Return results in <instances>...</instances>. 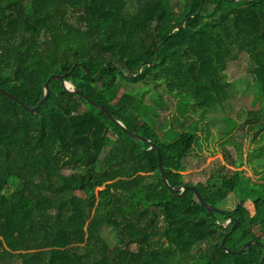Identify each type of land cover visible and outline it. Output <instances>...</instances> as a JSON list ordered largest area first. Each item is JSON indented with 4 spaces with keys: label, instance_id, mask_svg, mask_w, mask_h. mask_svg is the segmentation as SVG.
I'll use <instances>...</instances> for the list:
<instances>
[{
    "label": "trees",
    "instance_id": "16d2710c",
    "mask_svg": "<svg viewBox=\"0 0 264 264\" xmlns=\"http://www.w3.org/2000/svg\"><path fill=\"white\" fill-rule=\"evenodd\" d=\"M246 58L261 108L222 143L228 165L217 160L207 181H189L190 158L212 136L208 114L236 92L230 62ZM55 73L82 94L53 79L36 114L0 91V264L259 263L264 0H0V87L34 106ZM152 87L178 100L174 121L183 131L173 143L143 101ZM157 102L167 108L160 93ZM158 147L170 185L190 187L184 194L165 184ZM244 166L256 178L232 169ZM231 196L239 207H259L234 217ZM230 233L234 254L221 248ZM249 241L256 244L239 254Z\"/></svg>",
    "mask_w": 264,
    "mask_h": 264
},
{
    "label": "rangeland",
    "instance_id": "374dc122",
    "mask_svg": "<svg viewBox=\"0 0 264 264\" xmlns=\"http://www.w3.org/2000/svg\"><path fill=\"white\" fill-rule=\"evenodd\" d=\"M103 26L104 25H102V27ZM248 63L249 58L240 62H230L228 74L230 81L235 84L236 92L225 106L208 114L207 124L212 131V136L210 138H203L204 152H198V154L190 158L189 170L184 173L189 181H207L209 166L217 160H221L224 164L228 165L222 150V143L240 127L247 129L248 126L245 122L248 117L252 112L261 108L262 98L256 94V86L247 71ZM159 93L167 103V108L159 107L157 102L159 100ZM143 101L146 106L151 105L153 107L150 112L156 109L159 113L154 111L152 117L155 120H159L157 131L160 133L162 139L167 143L176 141L183 131V128L174 121V116L177 115L176 105L178 100L171 96L166 89L161 87L157 91L155 87H152V89L146 91ZM87 107L90 109V106L87 105ZM167 118L172 119L174 128L170 125L167 126ZM201 132L202 131H200V133ZM251 147L252 144H250V140L248 139L245 146L246 155ZM232 151L234 152L233 148ZM232 169L236 171H247L250 176L256 178L252 169L248 166H244L240 169L232 167ZM229 206V208L233 210L232 215L234 217L239 216V214L246 211V209L250 210L251 214H254L259 207L253 203L247 204V207H239V202L236 201L234 196L230 197ZM114 232L115 229L111 227L105 230V235L112 246L117 244V238Z\"/></svg>",
    "mask_w": 264,
    "mask_h": 264
},
{
    "label": "water",
    "instance_id": "95a60500",
    "mask_svg": "<svg viewBox=\"0 0 264 264\" xmlns=\"http://www.w3.org/2000/svg\"><path fill=\"white\" fill-rule=\"evenodd\" d=\"M173 33V31H172ZM171 33V34H172ZM66 74H60V73H55V74H52L50 75V77L47 79V81L45 82V85H44V94L43 96L41 97L40 101L34 105V106H30L29 104H27L25 101L21 100L20 98H18L17 96L13 95L10 91H8L7 89H5L4 87H0V91L2 93H4L5 95H7L9 98H11L12 100L14 101H18L20 102L23 106H25L27 109H29L32 113H39L40 111V107L41 105L43 104V102L48 98V96L50 95V88H49V85H50V82L51 80L53 79H57L61 82L63 88L65 91L69 92V93H73V94H82V92L78 89H76L71 83L67 82L66 81ZM89 104H91L94 108H97L101 111H103L104 113H106L110 118L111 120L117 124L118 126H120L126 133H128L131 137L137 139V140H140V141H145V142H149L152 146V149L154 148H157L155 143L149 139H147L146 137H143L135 132H132L130 131L126 125L121 122L120 120H118L114 114L109 111L106 107L100 105L99 103L95 102V101H92V100H89L88 101ZM158 155H159V164H160V167H161V171L163 173V176H164V182L165 184L167 185L168 188H170L172 190V192H177V191H181L182 190V194H184L187 190H189L190 187H182V188H173L170 183H169V180H168V176L165 172V168H164V165H163V159H162V151H161V148L158 147ZM192 189L195 191L197 197L199 198V200L202 202V204L210 211V212H215L217 211L218 209L216 207H214L213 205L207 203L204 199V197L202 196L201 192L199 191V189L197 187H192ZM235 222V225L233 227V231H235L238 226L240 225V222L236 220V218H232L228 225H230L232 222ZM231 233L222 241V244H221V248L226 252V253H231V254H234L235 251L233 250H230L226 247V241L227 239H229ZM255 242L253 241H249L247 243L244 244V246L241 248V250L239 251V254H242L248 247L250 244H253ZM256 244V243H255ZM264 262V252H263V256L262 258L260 259L259 263L258 264H263Z\"/></svg>",
    "mask_w": 264,
    "mask_h": 264
}]
</instances>
